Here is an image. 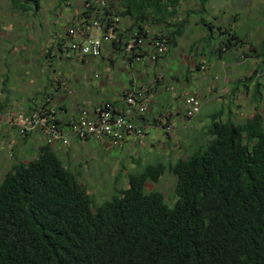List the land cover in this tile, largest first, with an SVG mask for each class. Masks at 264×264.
Listing matches in <instances>:
<instances>
[{"label":"trees","instance_id":"trees-1","mask_svg":"<svg viewBox=\"0 0 264 264\" xmlns=\"http://www.w3.org/2000/svg\"><path fill=\"white\" fill-rule=\"evenodd\" d=\"M10 1L25 12L40 6V0ZM102 1L109 3L103 9L87 0L68 27L82 17H119L114 50L124 53L136 33L144 38L141 59L146 45L165 40L168 49L184 35L182 0H116L121 10ZM150 24L163 30L152 32ZM219 31L221 48L244 45L232 29ZM65 40L52 47L68 52ZM257 50L264 53L260 47L251 53ZM256 85L258 105L263 93ZM9 119L1 122L9 126ZM208 134L188 157L131 174L129 187L101 206L65 166L56 144H43L35 160L15 164L0 184V264H264V117L259 111L245 123L215 117ZM166 172L176 178L172 203L148 190Z\"/></svg>","mask_w":264,"mask_h":264},{"label":"rangeland","instance_id":"rangeland-1","mask_svg":"<svg viewBox=\"0 0 264 264\" xmlns=\"http://www.w3.org/2000/svg\"><path fill=\"white\" fill-rule=\"evenodd\" d=\"M86 1L40 0V6L35 12H25L14 8L10 0H0V88L8 94L3 100L10 98L11 104L8 106L12 110V112L0 113L1 121H4L6 114L20 115L17 113L16 107L12 106L14 104L13 96L18 101L20 97L24 101V96L31 92L26 89L28 93L24 94L25 90L22 91V89L30 87L28 89L33 90L34 87H31L30 81L36 76L40 78V83L34 90L36 93L41 91L55 93L56 81L68 79V84L73 90H76V94L71 96L67 102L68 106L72 100H77L78 95L86 96L85 101L92 102L91 105H96L106 98L115 99L114 102L117 103L124 87L129 86L134 80L143 81L142 77H148L147 82L155 80V76L164 77V84L172 82L171 78L174 75L179 74L184 79L189 74L187 69L191 61V57H185V55L200 36V33L196 31L200 24L196 21L201 19L204 20V27H207L209 31L211 24H222L223 30L224 28L228 30L234 28L238 31L246 43L241 46L240 55L241 53L243 55L252 54V47H260L264 52V0H183V4L179 7L178 18L188 20V27H186L188 34L186 39L184 37L180 41L178 48L171 49L157 64L158 66L155 65V61L146 59L143 63H137L135 67H131L120 55L115 67H112L108 52L104 53L101 58L87 62L71 59V56L65 51L55 57L50 49L53 45H59L62 39L67 40L68 24L72 22V19L83 15L87 5ZM109 2L117 3L116 0H109ZM117 4L121 10V6L119 3ZM189 13L190 16H188ZM215 18L218 21H215ZM122 20L125 25L130 23L126 19ZM149 29L160 34L163 26L150 24ZM216 33L218 35V31ZM95 34L100 35L101 31H97ZM218 42L219 38L210 37L208 40L209 46L208 49H205L208 59L213 58L212 52ZM247 44L249 46L246 49ZM233 52L236 55L239 54V51L234 50ZM44 53L49 54V58H46ZM190 55L191 53H189ZM261 56L264 59V53H261ZM50 64H52L51 67ZM96 75L99 77L96 78ZM258 75L262 78L260 74ZM16 80L23 83L19 89L17 87L19 83ZM104 84L108 86L102 88ZM38 88L41 90L38 91ZM171 94L174 95L175 92L164 89L153 95L151 93L148 103H151L154 112L167 113L180 110L181 115L187 118L186 107L184 108L181 102L171 98ZM40 97L41 95H38L36 99L38 100ZM252 97V95L248 97L249 102L243 98L238 107L234 105L237 110L240 107V112H242L241 116L235 115L236 123H245L247 119L254 116ZM29 106L30 104H27V107ZM90 106L88 108L92 109ZM260 108L264 110V99ZM210 110V108H206L204 112L190 120V124H187L190 127L178 130L177 133L174 130L171 132L154 130L136 148L126 146V144L118 148L92 140H74L77 142H73L69 147V155L65 157L59 154V156L67 168L80 175V182L94 198L95 206H101L105 201L118 195V191L126 190L129 187L131 174L141 173L148 165L159 162L165 165L175 163L179 158H186L191 152L205 145L210 139L208 134L211 125L210 115L221 111V107ZM262 115L264 117V112ZM178 127L179 125L176 124V128ZM15 129L9 125L3 131L4 126L0 122V184L6 173L15 164L23 162L24 159L28 162L38 156L37 144L39 141L35 140V137L28 144L29 153L22 149L24 145H19L15 148L16 153L13 155L12 151L8 149L9 144L6 145L10 139H7L8 142H5L4 139L7 136V131L12 137V130ZM13 136L16 135L13 134ZM138 139H143V137ZM175 184L176 178L166 172L158 184L149 182L148 190H159L172 203L175 198ZM176 201L177 197L173 204L169 202L168 204L173 207Z\"/></svg>","mask_w":264,"mask_h":264},{"label":"crops","instance_id":"crops-1","mask_svg":"<svg viewBox=\"0 0 264 264\" xmlns=\"http://www.w3.org/2000/svg\"><path fill=\"white\" fill-rule=\"evenodd\" d=\"M183 1V0H182ZM183 3H181L182 5ZM179 20L186 19V18H178ZM215 21H218L217 18L214 19ZM196 23H199L200 27L197 28V32L200 33L199 38L197 41H195L194 44L190 46V49L188 53H186L185 57H191L190 64L188 65L187 71L189 72L188 76H185L184 79H182L181 75H174L171 80L172 82L168 84H164V77H157L155 76V80H151L150 82H147L149 79L148 77H142L143 81L138 82L137 80H134L130 83L129 86H125L123 89V92L121 96L119 97L118 102H114L115 99H109L106 98L100 103H97L96 105H91L92 102L85 101L87 97H80L78 95L77 100H72L70 105H67V102L70 100V97L76 94V90H73L71 85L68 84V79L63 80H57L56 81V89L55 93H52L50 91H41L36 93L34 90L37 88V84L40 83V78H34L30 82L32 84L31 87H34V89H28L30 87H25L22 89V91L25 90L24 94L28 93L27 90H29V93L25 97V100H21V97L19 101L15 96H13L14 104L12 106L16 107L17 113H20L21 115H36L39 107L41 105L45 104L46 102H50L49 106L54 107L58 109L60 115L62 116V119L67 120H75L79 117L80 112L82 109H89L88 106H90L92 109L102 105V104H109L113 108L117 110H121L126 107L124 102L125 94L128 90H137L142 91L145 93L147 99L146 103L148 105V113L145 117L140 118L141 122L146 123L148 125L147 127V133L143 139H138L139 137L131 135L127 142L126 146H130L132 148H136V146L140 145L144 141V139H147L150 134L154 130H162V126H160V123L157 121V117L163 116L168 124H171L174 128V131L177 133L178 130L186 129L188 126L187 124H190V120L188 121L187 118L182 116V112L180 110L175 111H168L167 113L164 112H154L152 109L151 103H148V97L152 93H158L162 91L163 89L170 92H175V94H171V98H174L176 101L181 102V105L185 108L186 107V99L189 95H195L199 97V99L202 101V108L201 111L197 114H201L206 110V108H210L211 110L221 107V111L216 112V114L210 115V121L212 122L213 119L216 117L219 120H236L235 115L241 116L242 112L241 108L239 107V110L234 106L237 107L239 104L242 103V99L244 98L245 101L249 102V98L251 95L253 96V93L257 87L256 84H260V90L263 93V99H264V59L262 58L259 51H255L250 55H243V53L240 49L241 46H232V47H226L221 48L222 41L225 38L223 34L219 31V29L223 28L224 26L222 24L213 25L210 26V31L207 27H204V20L196 21ZM186 27H188V23H186ZM185 27V32L182 37H180L177 41V45L175 47L170 46L166 54L162 57H158L157 59H154L156 55L155 47H153L151 44L146 45L148 55L145 56V58H142L140 61H135L129 59V57H125L124 53H121L120 51H113V50H107L104 53L108 52V58L112 65V67H115L117 63L118 57L121 55L124 61H127L131 67H135L137 63H143L144 60H151L155 61V65L160 63L164 57L169 53V51L173 48L177 49L179 46V43L182 39H186V36L188 34V30ZM233 27V26H231ZM227 29V28H226ZM222 29L224 32L226 30ZM233 31L238 33V35L243 38V36L236 31L234 28H231ZM214 30V31H213ZM218 31V35L217 32ZM210 37L219 38V42L217 44V47L213 49V58L208 59V55L206 54V50L208 49V39ZM225 40V39H224ZM246 44V43H245ZM253 45V44H250ZM249 44L245 46L247 49ZM53 48V47H52ZM253 48V47H252ZM259 48V47H257ZM222 49V50H220ZM234 50L239 51V54H234ZM53 55L55 57L59 56L58 51L53 48ZM189 53L191 55L189 56ZM41 57V55H39ZM44 56L46 58H49V55H46L44 53ZM53 56V57H54ZM62 58H64L62 56ZM67 59H70L69 57H65ZM52 64H50V67ZM158 66V65H157ZM198 73V74H197ZM256 74V76H255ZM260 74L262 78L258 75ZM251 77H253L252 80ZM142 80V79H141ZM243 81L242 83H240ZM19 84L17 85L18 89L23 86V83L20 82V80H16ZM34 84V85H33ZM237 85V86H236ZM108 85L104 84L102 85V88H106ZM164 87V88H163ZM42 88V87H41ZM41 88H38V91L41 90ZM17 89V90H18ZM27 89V90H26ZM47 90V89H46ZM70 92H72L70 94ZM40 93V94H39ZM23 94V93H22ZM5 95L8 96L7 93L4 92L3 89L0 88V113H5L6 111L12 112L11 108L8 106L11 104L10 98H6L5 101L3 100ZM38 95H41L40 99H36ZM151 95V96H152ZM263 99L261 102L257 105L253 102V99L251 98L252 102L254 103L253 107V114L255 115L257 111L264 112L262 108H260L261 103L263 102ZM27 104H30L29 107H27ZM47 104V103H46ZM258 107V108H257ZM89 109V110H92ZM223 109V110H222ZM210 110V111H211ZM235 112V113H234ZM250 112V110H249ZM15 113V112H14ZM196 115V116H197ZM6 117H15L17 115L12 114H6L4 115ZM0 115V119H1ZM1 122V120H0ZM210 122V123H211ZM4 126V130H6L7 125L4 122H1ZM176 124L179 125L178 128H176ZM163 131V130H162ZM5 133V132H4ZM13 134L16 136L14 137ZM3 135V134H2ZM5 142H8L7 139L9 138V142L6 143L8 145V149L12 151L13 154L16 153V147H19V145H24V152L29 153L30 147L28 144L33 140V137H35V140L39 141L37 144V150L40 152V148L43 144H45L44 138L40 133H36L33 135H30L28 137H21L18 134L17 129L12 130V137L6 132ZM4 138V137H3ZM76 140V139H75ZM3 141V143H5ZM80 141V140H77ZM72 140L69 145L64 146L61 143H57L53 148L54 150L59 153L60 155H64L67 157L69 155V147L73 142H77ZM11 147V148H10ZM38 152V156H39ZM37 156V157H38ZM37 157L33 158L32 160H35ZM29 160L28 162L32 161ZM26 159L23 160L22 163H28Z\"/></svg>","mask_w":264,"mask_h":264},{"label":"built area","instance_id":"built-area-1","mask_svg":"<svg viewBox=\"0 0 264 264\" xmlns=\"http://www.w3.org/2000/svg\"><path fill=\"white\" fill-rule=\"evenodd\" d=\"M100 7L102 9L107 7V3L100 1ZM110 18L108 15L105 16V20L98 17H92V19L82 17L74 25L68 27L65 43L69 49L67 54L78 61L87 62L101 58L105 50L115 51L114 42L119 41L117 30L120 18L112 17L113 24L108 25L106 22ZM97 31H101V34L96 35ZM134 37L124 50V55L140 61L142 54L140 48L144 43V38H138L136 33ZM151 45L156 50L154 59L161 57L167 51L165 40H157ZM146 99L144 92L128 90L124 97L125 108L117 110L109 104H102L92 110L82 109L75 120L62 119L58 109L45 103L39 107L36 115H17L11 117L7 123L16 128L21 137L40 133L48 145L61 143L67 146L76 139L92 140L121 148L131 135L139 138L145 137L148 125L141 122L140 118L148 113ZM201 108L202 101L199 97L195 95L187 97L188 120L194 118ZM156 119L163 131L174 130L163 116Z\"/></svg>","mask_w":264,"mask_h":264},{"label":"clouds","instance_id":"clouds-1","mask_svg":"<svg viewBox=\"0 0 264 264\" xmlns=\"http://www.w3.org/2000/svg\"><path fill=\"white\" fill-rule=\"evenodd\" d=\"M190 96V95H189Z\"/></svg>","mask_w":264,"mask_h":264}]
</instances>
